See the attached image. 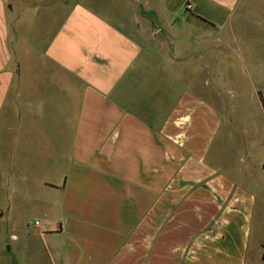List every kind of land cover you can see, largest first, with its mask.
I'll list each match as a JSON object with an SVG mask.
<instances>
[{"label":"crops","instance_id":"crops-1","mask_svg":"<svg viewBox=\"0 0 264 264\" xmlns=\"http://www.w3.org/2000/svg\"><path fill=\"white\" fill-rule=\"evenodd\" d=\"M143 1L159 58L129 1L72 0L39 47L0 0V264H264V135L231 112L219 134L238 97L194 64L229 50L264 119V40L240 32L264 30L241 0Z\"/></svg>","mask_w":264,"mask_h":264},{"label":"rangeland","instance_id":"rangeland-1","mask_svg":"<svg viewBox=\"0 0 264 264\" xmlns=\"http://www.w3.org/2000/svg\"><path fill=\"white\" fill-rule=\"evenodd\" d=\"M71 1L72 0H6V2H8L7 14L9 16L11 27L13 29L11 40H40V42L37 44L39 47H41L42 45L40 43L44 42L43 40H48L50 31H52L53 29L54 22H59L60 17L63 15L67 7H69ZM89 1L99 2L100 0ZM125 1H129L130 4H127L128 9L123 13V20L125 18H128L129 20L133 19L131 26L139 32L135 33L136 37L139 40H148L147 42L150 46L153 47V51L157 53V58H159L160 53L158 51V43L156 44V41L164 40L162 37L166 36L163 33L161 35L158 34L157 28H159V26L157 25L156 20L152 17L153 13L151 12V10L147 9V3H144L143 0ZM53 3L54 6L52 5ZM45 4H50V6L44 7ZM241 6L243 7L241 9V16L245 20H248V23H253L254 25L264 30V0H241ZM119 7L123 8L122 4H119ZM139 8V17H136L134 13ZM185 8L190 9L189 4H186ZM35 11L40 12L35 13ZM31 18L34 20V23H31ZM52 19L54 20V22L52 21ZM167 31L169 32L168 29L166 30V32ZM240 32L243 34V36L248 38V40H264V33H262L253 25L246 24V26L242 28ZM194 35L196 34L191 32V30L184 29L179 32V35L177 37L170 38L169 40H181V43L185 44L184 40H212V37L214 36L213 33L203 34V36H199L196 39ZM223 36L225 40H228L229 35L226 31L223 32ZM202 47L203 49H205V44ZM261 47L264 54V45ZM223 53L227 54V57L225 59L218 60L217 62H213L214 64H212V68H209L207 70L205 67L206 63L203 60H199L198 62L194 63H203V72L199 75L202 76V79L205 78V75L209 73V71V74H211L212 69L216 80L220 81L219 86H221L223 89L227 88V90H229V88L231 87V89L235 90L236 96L238 97L236 102H234L233 99V102L230 103V109L227 110L229 106L228 101L230 102V98L227 97L229 91L228 93L227 91H224L226 94L223 95H225L224 97H227V100H224L225 107L221 108L220 110L221 115L223 114L225 115V117L223 116V125L221 126L219 134H226L229 131L234 132L236 135L241 132L243 133V129H241V127L233 125L234 122H228L227 113L231 112L239 121H241V124L245 128L250 129L252 127L251 121H255L256 124L254 127L257 128V135H264V119L261 116V112L256 105V95H254L253 93L252 86L249 83L248 85H245L247 78H245L243 73H241V66L236 63L237 61L235 60L233 55L230 56L229 50L224 49ZM234 64L237 65L234 66ZM188 71L191 75L190 68L188 69ZM257 86L259 87V90L263 92L264 78L257 83ZM205 95L206 97L211 96L209 93H205ZM215 105L218 108L221 107L220 100ZM229 124L231 130H228ZM254 133L255 130L254 132L252 131L253 135H255ZM218 142L219 141H217L216 143L218 144ZM236 143L239 145L240 141H236ZM227 146H229V144L224 145L221 143L220 145V147L222 148L221 150H223L221 152L222 157L220 159L223 162H227V160L229 159L230 154L227 151ZM252 146H254L255 151L259 152L257 142L254 139L252 140ZM252 249H256V246L253 245Z\"/></svg>","mask_w":264,"mask_h":264},{"label":"built area","instance_id":"built-area-1","mask_svg":"<svg viewBox=\"0 0 264 264\" xmlns=\"http://www.w3.org/2000/svg\"><path fill=\"white\" fill-rule=\"evenodd\" d=\"M34 223H35L36 225H38V224H39V221H38V220H36Z\"/></svg>","mask_w":264,"mask_h":264},{"label":"trees","instance_id":"trees-1","mask_svg":"<svg viewBox=\"0 0 264 264\" xmlns=\"http://www.w3.org/2000/svg\"><path fill=\"white\" fill-rule=\"evenodd\" d=\"M259 96H260V100L262 101V97H261V94H259ZM263 103V102H262ZM263 107H264V104H263Z\"/></svg>","mask_w":264,"mask_h":264},{"label":"water","instance_id":"water-1","mask_svg":"<svg viewBox=\"0 0 264 264\" xmlns=\"http://www.w3.org/2000/svg\"><path fill=\"white\" fill-rule=\"evenodd\" d=\"M160 33V32H159ZM161 34V33H160Z\"/></svg>","mask_w":264,"mask_h":264}]
</instances>
